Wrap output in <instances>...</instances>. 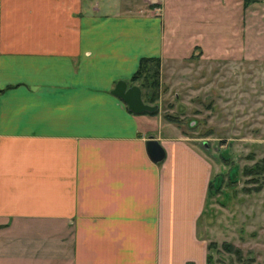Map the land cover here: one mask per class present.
<instances>
[{"label":"crops","instance_id":"crops-1","mask_svg":"<svg viewBox=\"0 0 264 264\" xmlns=\"http://www.w3.org/2000/svg\"><path fill=\"white\" fill-rule=\"evenodd\" d=\"M162 6L0 0V264H208L211 159L113 94L162 60Z\"/></svg>","mask_w":264,"mask_h":264},{"label":"rangeland","instance_id":"rangeland-1","mask_svg":"<svg viewBox=\"0 0 264 264\" xmlns=\"http://www.w3.org/2000/svg\"><path fill=\"white\" fill-rule=\"evenodd\" d=\"M164 44L158 114L213 163L199 223L208 264H264V0H160ZM150 0H84L92 13L148 8ZM143 78V77H142ZM152 80V79H151Z\"/></svg>","mask_w":264,"mask_h":264},{"label":"water","instance_id":"water-1","mask_svg":"<svg viewBox=\"0 0 264 264\" xmlns=\"http://www.w3.org/2000/svg\"><path fill=\"white\" fill-rule=\"evenodd\" d=\"M113 94L120 97L127 104L129 110L135 114L155 112L159 109L158 105L145 102L142 88L138 84L129 86L127 81L121 80L113 89ZM147 149L150 157L155 162H161L166 157L165 148L160 141L154 137H150L147 140Z\"/></svg>","mask_w":264,"mask_h":264},{"label":"trees","instance_id":"trees-1","mask_svg":"<svg viewBox=\"0 0 264 264\" xmlns=\"http://www.w3.org/2000/svg\"><path fill=\"white\" fill-rule=\"evenodd\" d=\"M261 0H244V6L248 7L250 4L257 3ZM161 58L160 57H144L140 61V65L138 70L133 75L131 81L138 82L141 79H143V82L141 86L145 89L150 90L151 87L155 89H159L160 87V72H161ZM143 77V78H142ZM152 79V80H151ZM156 91V93H157ZM155 91L152 94L150 100L147 102H155V99L157 98ZM150 115H156L158 114V110L155 112H146ZM167 118L171 120V122L176 123V118L174 116H170L169 114L166 115ZM264 173V160L263 163H257L256 170L252 172V174H261Z\"/></svg>","mask_w":264,"mask_h":264}]
</instances>
